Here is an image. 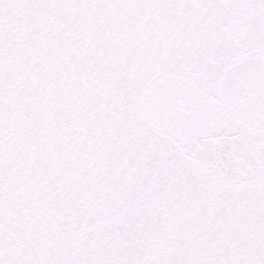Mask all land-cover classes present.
<instances>
[{
    "label": "snow or ice",
    "instance_id": "snow-or-ice-1",
    "mask_svg": "<svg viewBox=\"0 0 264 264\" xmlns=\"http://www.w3.org/2000/svg\"><path fill=\"white\" fill-rule=\"evenodd\" d=\"M0 264H264V0H0Z\"/></svg>",
    "mask_w": 264,
    "mask_h": 264
}]
</instances>
